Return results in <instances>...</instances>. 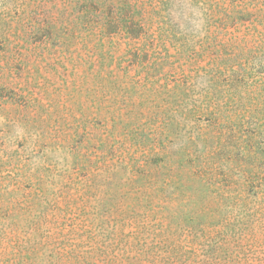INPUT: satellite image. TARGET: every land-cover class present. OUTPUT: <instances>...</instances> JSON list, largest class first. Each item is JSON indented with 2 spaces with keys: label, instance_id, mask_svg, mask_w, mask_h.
Wrapping results in <instances>:
<instances>
[{
  "label": "rangeland",
  "instance_id": "1",
  "mask_svg": "<svg viewBox=\"0 0 264 264\" xmlns=\"http://www.w3.org/2000/svg\"><path fill=\"white\" fill-rule=\"evenodd\" d=\"M0 264H264V0H0Z\"/></svg>",
  "mask_w": 264,
  "mask_h": 264
},
{
  "label": "trees",
  "instance_id": "2",
  "mask_svg": "<svg viewBox=\"0 0 264 264\" xmlns=\"http://www.w3.org/2000/svg\"><path fill=\"white\" fill-rule=\"evenodd\" d=\"M132 21L133 20H131V19H128L127 21H118L115 25L116 26L121 25L128 32V34H130V31L128 30V28L131 27V24L133 23ZM98 25L100 27H106V24H101L100 23Z\"/></svg>",
  "mask_w": 264,
  "mask_h": 264
}]
</instances>
